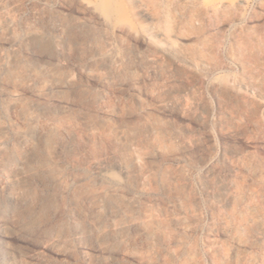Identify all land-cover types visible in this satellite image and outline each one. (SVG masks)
I'll return each mask as SVG.
<instances>
[{"label": "rangeland", "instance_id": "rangeland-1", "mask_svg": "<svg viewBox=\"0 0 264 264\" xmlns=\"http://www.w3.org/2000/svg\"><path fill=\"white\" fill-rule=\"evenodd\" d=\"M0 264H264V0H0Z\"/></svg>", "mask_w": 264, "mask_h": 264}, {"label": "bare ground", "instance_id": "bare-ground-1", "mask_svg": "<svg viewBox=\"0 0 264 264\" xmlns=\"http://www.w3.org/2000/svg\"><path fill=\"white\" fill-rule=\"evenodd\" d=\"M109 5V4H108ZM16 104V103H15ZM15 106V105H14ZM50 148V147H49ZM6 160V159H5ZM87 163V162H86ZM99 163H101L100 161H99ZM78 164V163H77ZM76 164V165H77ZM121 164V163H120ZM23 165V164H22ZM26 165V164H25ZM17 168V167H16ZM16 170H18V169H16ZM98 170V169H97ZM126 170V169H125ZM107 173V172H106ZM108 175V174H107ZM109 176V175H108ZM107 177V176H106ZM111 177V176H110ZM85 178V177H84ZM112 178L114 179H117V177L116 176H112ZM56 179V178H55ZM128 181V180H127ZM67 183V182H66ZM90 185V184H89ZM89 185L87 186V187H89ZM114 190V189H113ZM89 192V191H88ZM121 193H122V191H121ZM138 223V222H137Z\"/></svg>", "mask_w": 264, "mask_h": 264}]
</instances>
